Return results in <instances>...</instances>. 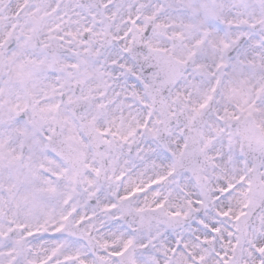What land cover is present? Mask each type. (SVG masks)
Wrapping results in <instances>:
<instances>
[{
    "label": "snow or ice",
    "instance_id": "snow-or-ice-1",
    "mask_svg": "<svg viewBox=\"0 0 264 264\" xmlns=\"http://www.w3.org/2000/svg\"><path fill=\"white\" fill-rule=\"evenodd\" d=\"M0 264H264V0H0Z\"/></svg>",
    "mask_w": 264,
    "mask_h": 264
}]
</instances>
